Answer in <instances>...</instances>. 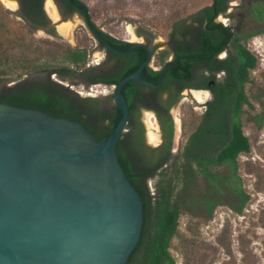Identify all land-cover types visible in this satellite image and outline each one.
<instances>
[{
  "label": "trees",
  "instance_id": "1",
  "mask_svg": "<svg viewBox=\"0 0 264 264\" xmlns=\"http://www.w3.org/2000/svg\"><path fill=\"white\" fill-rule=\"evenodd\" d=\"M228 1L211 0L209 5L193 15L194 22L186 24L183 20H178L173 25L176 32L193 33L197 38V50L190 45L184 52L179 53L196 54L202 61H206V69L210 73L207 81L214 80L209 87L212 98L205 102L203 118L188 133L177 154L171 152L175 127L172 119L168 118V109L177 103L179 95L169 100L164 115L158 114L163 140L159 146H143V131L142 128L138 130L141 160L134 163L128 155V162L131 184L142 201L143 220L139 239L125 264H175L169 246L172 238L177 235L181 213L190 216L202 215L207 220L211 218L217 205L226 204L233 212L240 214L250 198L242 187L237 160L240 153L250 151V141L242 130L241 115L244 105L253 107L244 87L250 81V70L257 64L256 56L246 47L245 42L249 37L264 32V26L245 33H234L230 25L215 21V15L226 12ZM262 10L263 12L256 7L251 9V14L264 23V7ZM115 44L122 48L130 45L127 41ZM222 49H226L227 54L224 58H218L216 55ZM61 58L83 66L86 51L66 49ZM7 61L8 58H4L3 64H0V84L7 80L6 76L10 72L15 71L13 69L31 67V60L27 57L16 61L9 60L16 65L14 67L9 66ZM195 61L191 56L188 59L179 58L174 67L167 70L168 76H175L181 81L187 80L191 76ZM138 65V62L129 65L117 77L105 82H118ZM33 67L39 73L48 74L56 70L62 77L69 74V66L65 64ZM213 71H222L223 74L216 78L214 74L211 75ZM21 73L23 74L22 71ZM142 74L156 80L159 72L144 67ZM132 90H136L133 80L126 82L120 90L129 113L134 101L131 97ZM108 98L109 96L87 97L81 100L72 97L48 77L42 83L34 82L0 91V102L36 108L80 121L97 139L111 133L121 116L117 107H114L110 115L100 111L101 101ZM91 118L97 120V126L91 123ZM105 119L109 120L108 124H104ZM251 119L257 128L262 127L264 105ZM220 167L223 170L219 171ZM151 175H154L152 190L145 183V179ZM199 180L207 182V187L200 191L197 190ZM226 188L233 194V201H222L219 198ZM245 263L250 264L247 261Z\"/></svg>",
  "mask_w": 264,
  "mask_h": 264
},
{
  "label": "water",
  "instance_id": "2",
  "mask_svg": "<svg viewBox=\"0 0 264 264\" xmlns=\"http://www.w3.org/2000/svg\"><path fill=\"white\" fill-rule=\"evenodd\" d=\"M68 2L89 22L84 4ZM96 34L121 54L142 46L120 51ZM149 58L114 85L121 116L100 139L80 121L0 102V264L127 262L143 219L131 184L123 133L128 108L120 90L131 79L155 86L140 77Z\"/></svg>",
  "mask_w": 264,
  "mask_h": 264
},
{
  "label": "rangeland",
  "instance_id": "3",
  "mask_svg": "<svg viewBox=\"0 0 264 264\" xmlns=\"http://www.w3.org/2000/svg\"><path fill=\"white\" fill-rule=\"evenodd\" d=\"M9 1L15 4L0 0V64H3L4 58H8V65L14 67L16 65L9 60L16 61L27 57L31 60V67L21 70L13 69L15 71L10 72L6 76L7 80L0 84V91L34 82H45L47 73H39L33 66L50 67L66 63L61 57L63 48L68 45L85 46L90 54L88 58L90 63L100 60L101 54L96 48V42L85 22L76 12L63 21L59 20L61 18L58 13L57 19L50 17L52 22H55L56 29L58 26L68 28L61 33L57 30L60 38H53L41 29L28 28L17 13V2ZM80 1L87 7L90 18L104 32L123 40L143 41L150 43L151 46L161 45L164 48L167 46L166 43L176 21L183 20L185 23H191L193 15L211 2V0ZM241 2L231 0L227 8L229 17L218 16L217 20L230 25L234 33L262 28L264 23L254 18L248 11L249 1ZM258 6L263 12L262 6ZM133 35L135 39L132 38ZM245 45L256 56L257 64L250 70V81L244 87L253 107L244 105L241 115L242 130L250 141V151L240 153L237 160L242 187L250 198L240 214L233 212L226 204L217 205L211 218L207 220L202 215L190 216L187 213H181L178 219L177 235L172 238L169 246L175 264H246L245 261L250 264H264V123L261 128H257L251 119V116L260 112L264 105V32L249 37ZM49 78L72 97L82 98L87 95L86 92H90L91 96L106 95L109 98L101 101V107L110 110L113 105V99L110 96L112 89L109 87L95 84L86 88L80 83L60 80L53 74H50ZM204 93L201 92L204 98L198 102L193 99L195 96L200 100L196 93L191 95L183 91L179 102L171 110L173 123H175L171 145L173 154L181 150L188 133L197 124L199 115L203 111V103L208 98L207 92ZM141 118L146 128V141L149 146H157L160 139L156 143H151L154 134L147 129L148 123L143 115ZM150 120L152 122L150 127L156 128L160 137L157 121L152 115ZM218 170H223V167ZM153 181L154 178L146 180L150 190H152ZM206 187V181H198L197 190L200 191ZM219 198L222 201L235 199L228 188L224 189Z\"/></svg>",
  "mask_w": 264,
  "mask_h": 264
},
{
  "label": "flooded vegetation",
  "instance_id": "4",
  "mask_svg": "<svg viewBox=\"0 0 264 264\" xmlns=\"http://www.w3.org/2000/svg\"><path fill=\"white\" fill-rule=\"evenodd\" d=\"M7 1L10 3L11 2L14 3L13 1H9V0ZM15 1L18 4L17 13L19 14L20 18L23 20L24 24L28 28L32 30L41 29L46 34L50 35L51 37L57 38L59 37L58 31L61 33L65 29L68 30V28L66 26H61L59 28L58 26L56 29V26H55L56 24L55 22H52L51 18L57 19L58 14H59L61 18L59 20L63 21V20H66V18L69 15L76 12L78 16H80V18L83 19V21L86 24V27L91 33L92 38L96 42V48L101 54L99 61H94V62L92 61V63L88 61L90 54L88 52V49L85 46H74V47H71L69 45L65 46V48H63V51L66 49L70 51L84 49L86 51L85 64L81 66L79 64H73L67 61L64 64L69 66V71H68L69 74L62 77L59 71H56V70L51 71L50 73L47 74L48 75L47 77L49 80H50L49 75L53 74L54 76H57L60 80H69L71 82L80 83L86 88L89 85L91 86L95 84L109 87L112 89V93H113L114 85L117 84V82L108 83V82H105V80L107 81L108 79L117 77L129 65H132L136 62H138L140 65L143 61L146 60L147 55L149 53L150 58L148 62L143 66V68L149 67L154 72H159V75L155 80L154 77L144 76L142 74V70L140 71L141 79L143 81L150 82L154 84L155 86H149L147 84L131 79L135 81L136 90L131 91V97L133 98L134 101H133L130 113L128 112L127 123H126L125 131L123 132L125 133V137H126L127 153L134 163L141 160L140 159L141 149L138 146V144L141 141L138 137V130L140 128H142V131H143V137L141 141L142 145L145 146L146 148L152 147V146H149L148 142L146 141V131H145L146 128L144 126V121L141 118L142 115L144 116L145 120L148 123L147 129L150 130L152 134L154 133V139L151 140V143H156L160 139V143L157 146H159L163 142L159 120H158V114L161 113L164 115L165 112H167L165 106L167 105L169 100L175 98L177 95H179L181 98V94L183 91H187L191 95H194V93L196 92H200V93L205 92L204 94H206L207 92L208 98L203 103V111L199 115L198 121H200L203 118V115L206 110L204 104L206 101L212 98V92L209 87L210 85L214 83V80L207 81V78L209 77L210 73L206 69V66H207L205 63L206 61H202V58L200 56L196 54L179 53V52H184L183 50H186V47L190 45H192L194 49L196 50L198 49L199 43H198L197 38L193 35V33L189 34V33H184V32L181 33L178 31L176 32L173 28V32L170 34V38L166 43L167 44L166 48L162 47L161 45L151 46L150 43L148 42L127 41V40L117 38L115 36H112L104 32L90 18V15L88 14V11H87L89 22L93 26V28H91L89 26L88 20L86 19L84 10L74 7L73 4L68 2V0H45V1L44 0H15ZM230 1L231 0H229L227 3V8H228ZM241 1L242 0H240V2ZM248 1H249L248 11L250 12H251V9H255L256 7L258 8L259 7L258 5H261L262 7H264V0H248ZM43 2H44V5H43ZM73 2L78 3V4L80 3L84 4L80 0L79 1L73 0ZM52 9H54L55 13L53 12ZM53 15L55 18L53 17ZM218 16L229 17V13L226 10L225 13H218L217 15H215L214 20L217 22H221L217 20ZM254 18L258 19L256 16H254ZM186 24H189V23H186ZM96 33H98L105 41H107L109 45H111V47L117 50H120V51L128 50L134 43H141L142 46L140 45L136 46L129 53L121 54L109 48L105 44V42H103V40L99 38V36ZM137 34L139 35V33ZM132 38L135 39L136 37L133 35ZM112 41L115 43L121 42V41H127L130 43V45L125 48H122V47L117 46L118 44H115V43L113 44ZM226 54H227L226 49H222L221 51L217 53L216 56L218 58H224ZM190 56L191 58H194L197 61V62L195 61L190 78H188L185 81H181L175 76L174 77L168 76L167 70L172 69L179 58L186 57L188 59ZM167 65H172V66L167 67ZM161 74H162L161 82L159 83ZM213 74L215 75L216 78H220L223 72L213 71L211 75ZM86 93H87L86 96L82 98H79L77 96V98L83 100L87 97L106 96V95L91 96L92 94L90 92H86ZM112 93L110 94V96H112ZM193 99H195V101L197 100L198 102H201V100H198L195 96H193ZM179 100L177 101V103L179 102ZM177 103H175L168 109V114H169L168 118L172 119V121H173V117L171 115V110L176 106ZM114 107L116 106L113 102V105L110 107V110L104 109L103 107H101V104L99 106V109L102 113H107L108 115H110L111 113H113ZM143 109H147L148 111H144ZM151 115L155 118V120L157 121L159 125L160 137L158 136L157 129L150 127L152 123L150 120ZM108 122L109 120L105 119L104 124H108ZM91 123L94 126H97V120L93 118H91ZM174 127H175V123H174ZM153 176L154 175L147 177L145 179V183L148 178H153Z\"/></svg>",
  "mask_w": 264,
  "mask_h": 264
},
{
  "label": "bare ground",
  "instance_id": "5",
  "mask_svg": "<svg viewBox=\"0 0 264 264\" xmlns=\"http://www.w3.org/2000/svg\"><path fill=\"white\" fill-rule=\"evenodd\" d=\"M53 10V12H54V9H52ZM55 13V12H54ZM53 17H54V15H53ZM55 18V17H54ZM196 94L198 95L197 97H199V99L202 101L203 100V95L200 93V92H196ZM154 134V133H153ZM152 136V135H151ZM154 136V135H153ZM152 136V137H153ZM153 142V141H152Z\"/></svg>",
  "mask_w": 264,
  "mask_h": 264
},
{
  "label": "built area",
  "instance_id": "6",
  "mask_svg": "<svg viewBox=\"0 0 264 264\" xmlns=\"http://www.w3.org/2000/svg\"><path fill=\"white\" fill-rule=\"evenodd\" d=\"M91 88V87H90Z\"/></svg>",
  "mask_w": 264,
  "mask_h": 264
}]
</instances>
